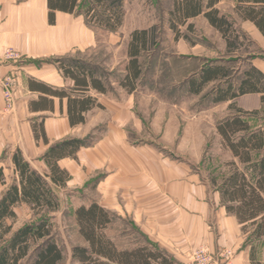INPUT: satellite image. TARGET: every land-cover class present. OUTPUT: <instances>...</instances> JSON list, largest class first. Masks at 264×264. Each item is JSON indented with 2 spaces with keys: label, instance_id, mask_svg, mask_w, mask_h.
<instances>
[{
  "label": "trees",
  "instance_id": "1",
  "mask_svg": "<svg viewBox=\"0 0 264 264\" xmlns=\"http://www.w3.org/2000/svg\"><path fill=\"white\" fill-rule=\"evenodd\" d=\"M236 1L237 14L245 21L251 20L264 34V0ZM124 2L48 0L49 20L55 23L56 11H65L82 15L90 28L118 32L126 19ZM173 2L169 15L175 40L184 38L194 44V37L190 34L196 33L195 23H189V20L204 15L227 43L225 54L205 58L168 53L162 48V39L155 26L136 28L127 45L129 61L116 82L121 89L132 94L139 84L143 85V78L151 74L152 84L157 79L163 83L160 87L154 83L153 88L160 92L168 90V97H175L176 102L183 96H196L199 98V110L231 101L228 106L231 113L217 123L216 129L237 161L228 163L230 173L217 186V191L222 205L237 217L247 236L246 243L251 245V263L264 264L258 257L260 246L264 248V125L254 127L250 121L252 117L264 121V73L250 61L253 55L249 54L245 41L250 44L253 41L235 21L220 13L216 8L220 0ZM181 26L186 31L181 30ZM161 53L164 54L162 60L159 57ZM158 61L161 66H157ZM241 61L245 63L243 69ZM55 62L71 85L57 88L39 83L37 86L47 95L60 98L61 102L67 99V117L71 126L84 124L87 112L95 107L103 108L94 92H115L113 82L94 58L64 56ZM179 71L182 74L176 79L174 74ZM158 72L160 78L155 77ZM170 77H174L171 83L166 82ZM251 93L261 94L262 106L259 109L245 111L233 102L236 97ZM51 101L41 97L32 101L31 106L33 110L43 109ZM33 135L37 142L43 140L49 144L45 116L33 119ZM92 137H69L49 145L42 155L47 165L43 172L38 171L20 149L14 152L12 160L16 176L0 195V264H60L64 257L63 249L56 240L51 214L61 207L56 190H64L72 176L59 161L67 157L77 159L81 147L93 144L90 142ZM0 179L4 180L1 170ZM25 204L37 218L14 229L16 209ZM74 214L78 232L86 244L72 247L73 264H180L173 255L149 240L134 221L132 223L144 235L145 242L132 248H119L106 233L118 216L98 201L82 203Z\"/></svg>",
  "mask_w": 264,
  "mask_h": 264
},
{
  "label": "crops",
  "instance_id": "2",
  "mask_svg": "<svg viewBox=\"0 0 264 264\" xmlns=\"http://www.w3.org/2000/svg\"><path fill=\"white\" fill-rule=\"evenodd\" d=\"M227 3L232 12L226 11ZM236 4V0H220L216 8L256 43L258 51H249L253 55L250 61L264 73V34L251 20L245 21L234 11ZM200 19L222 38L204 15L191 18L189 23L196 26ZM55 20H49L48 0H0V48L10 46L22 55L20 62L0 66V76L14 70L19 78L12 109H7L0 91V170L4 178L0 179V195L16 176L12 156L17 149L43 172L47 165L42 155L49 145L69 137L93 135L101 127L102 134L90 146L81 147L77 159L59 161L72 176L63 191L93 190L96 202L120 218H131L149 240L179 262L188 260L198 246L208 244L214 253L225 249L233 252L227 264H252L251 245L246 243L237 217L226 211L218 191L213 193L217 205L213 206L208 187L192 170V164L174 154L171 142L177 135H173L172 124L165 127L164 133L155 123L145 124L136 112L135 93L121 88L108 94L94 92L103 108L87 112L86 123L73 127L67 117V99L61 102L38 88L39 83L57 88L71 85L55 60L64 56L92 59L88 53L98 48L95 30L82 15L56 11ZM200 35L194 38V44L180 38L174 54L205 58L225 54V40V45L218 48L203 31ZM41 97L52 99L51 104L33 110L31 102ZM233 102L245 111L262 106L260 93L241 95ZM230 103L222 102L201 112L223 104L228 108ZM38 116H45L49 144L37 142L33 135V119ZM161 134L168 135V144L154 139Z\"/></svg>",
  "mask_w": 264,
  "mask_h": 264
},
{
  "label": "rangeland",
  "instance_id": "3",
  "mask_svg": "<svg viewBox=\"0 0 264 264\" xmlns=\"http://www.w3.org/2000/svg\"><path fill=\"white\" fill-rule=\"evenodd\" d=\"M124 3L126 19L120 30L118 32H109L94 29L98 39V48L88 53V55L94 57V61L100 62L104 67L106 75L113 82L114 89L120 88L116 80L121 76V72L124 71L129 61L127 45L134 28L143 29L155 26L159 37L162 39V48L165 52H175V49H178V46H180L177 44L178 41L175 40V32L170 29L169 11L173 7V0H125ZM225 8L227 12H232L229 3L226 4ZM235 8L234 11L236 12ZM202 21L200 19L196 22V33L193 32L190 36L194 38L196 36L199 37L201 36V31H203V34L207 35L215 46L218 48L223 47L225 45L224 39L218 37V34L206 27ZM180 28L186 31L184 26ZM245 43L249 46L248 51H258L255 42L250 44L245 41ZM163 55L162 53L159 55L160 59ZM163 60L165 61V59ZM157 66H161L160 61H158ZM240 66L243 69L245 63L241 61ZM180 74L182 72H176L174 77H180ZM159 76H161L160 72L156 73L155 77L160 78ZM150 77L151 74L143 78V85H141L142 83L139 84L136 92H134L137 103L136 112L144 119L147 126L155 123L158 130L163 131V133L165 132V127L169 123L172 124L175 131L173 135H177L176 137L174 136L175 138L173 137L174 140L171 142V145L175 148L174 154L187 159L192 164V170L199 174L202 181L208 187L210 193L209 199L213 202V206L216 207L213 193L217 191V186L222 182L225 175L230 173L228 163L234 160L237 161L226 144L223 143L218 129H216L217 123L228 116L231 111L223 104L222 106L215 107L214 111L201 112L202 110H199L198 107L199 98L195 96H183L179 102H176L175 97H168V90L165 89V91L160 92L156 88H153L155 86L154 83L158 84V87H160V84L163 86L161 79H157L158 81L156 80L152 84L153 81ZM174 77L165 80L171 83ZM250 121L254 127L260 124L264 125V121L262 122L260 119L257 120L253 117ZM93 133L90 142H94L102 134V128L98 127ZM166 136L161 134L159 137L157 135L153 137L157 142L164 145V143H169L168 135ZM6 175L8 176L7 178H10L11 172L9 175ZM89 190L87 192L56 190L58 191L61 207L58 211L51 214V216L55 224L54 233L56 234V240L63 249L64 257L60 261V264H73L72 247L76 245L84 246L86 244L84 238L78 232L77 219H75L74 212L82 202L89 203L94 200L95 193L93 190ZM16 211L17 218L14 222L12 221L14 229L33 222L37 218L33 215L30 206L26 204L18 206ZM132 221L131 218L117 217L106 230L108 236L114 240L119 248H132L145 242L144 235L139 232ZM243 235L245 238L247 237L244 233ZM199 248H205L212 258L218 260V264H227V260L233 254L231 251L228 259V257L221 256L227 249L214 253L211 252L208 244H202L192 251V255L191 257L188 256V260L180 262V264H196L193 253ZM263 249V245H261L258 257L264 263Z\"/></svg>",
  "mask_w": 264,
  "mask_h": 264
},
{
  "label": "built area",
  "instance_id": "4",
  "mask_svg": "<svg viewBox=\"0 0 264 264\" xmlns=\"http://www.w3.org/2000/svg\"><path fill=\"white\" fill-rule=\"evenodd\" d=\"M22 55L10 46L0 48V66H11L20 62ZM19 86V78L17 73L13 70L5 76H0V91L4 95V100L7 109H12L17 101V90ZM231 255L230 250L223 252L221 256L228 257ZM193 258L196 264H218V260L211 257L205 248H199L193 253Z\"/></svg>",
  "mask_w": 264,
  "mask_h": 264
}]
</instances>
